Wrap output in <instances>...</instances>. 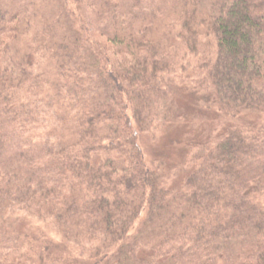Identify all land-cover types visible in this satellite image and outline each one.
<instances>
[{"label": "trees", "instance_id": "1", "mask_svg": "<svg viewBox=\"0 0 264 264\" xmlns=\"http://www.w3.org/2000/svg\"><path fill=\"white\" fill-rule=\"evenodd\" d=\"M0 264H264V0H0Z\"/></svg>", "mask_w": 264, "mask_h": 264}, {"label": "rangeland", "instance_id": "2", "mask_svg": "<svg viewBox=\"0 0 264 264\" xmlns=\"http://www.w3.org/2000/svg\"><path fill=\"white\" fill-rule=\"evenodd\" d=\"M210 44H212V42ZM191 59H192V55H189L187 60L191 61ZM43 62L41 64H43V67H44L45 62L44 63ZM186 64H190V63L188 62ZM170 75L171 76L169 77L174 79V84H175V69H173ZM186 108H191V107H186ZM199 130H200V126H196L194 124L192 125V123L190 124V122L187 120H184V123H181L178 125H175V121L165 124L161 128V130L158 131L155 136H153L154 138L151 137L148 139L147 141L148 156L147 157L149 158V160L150 159L152 160V158H158L157 154L174 156L175 140H179V139L185 140V138L193 136ZM53 236H56V235H53Z\"/></svg>", "mask_w": 264, "mask_h": 264}]
</instances>
